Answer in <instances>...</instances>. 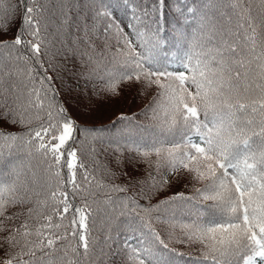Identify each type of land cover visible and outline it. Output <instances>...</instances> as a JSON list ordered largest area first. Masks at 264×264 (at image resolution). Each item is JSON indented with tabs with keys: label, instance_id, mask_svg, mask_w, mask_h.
Masks as SVG:
<instances>
[{
	"label": "snow or ice",
	"instance_id": "obj_1",
	"mask_svg": "<svg viewBox=\"0 0 264 264\" xmlns=\"http://www.w3.org/2000/svg\"><path fill=\"white\" fill-rule=\"evenodd\" d=\"M96 4L0 0V264H113L125 252L128 264H178L185 254L172 242L199 244L209 264H264V0H175L170 52L161 39L168 0ZM124 9L122 27L113 13ZM113 39L123 45L115 52ZM66 74L104 80L112 95L120 82L159 89L164 103L149 108L164 118L115 148L155 170L129 177L133 194L106 182L115 173L77 139L102 140L103 130L81 128L60 103ZM184 175L212 203L182 192L152 203Z\"/></svg>",
	"mask_w": 264,
	"mask_h": 264
},
{
	"label": "trees",
	"instance_id": "obj_2",
	"mask_svg": "<svg viewBox=\"0 0 264 264\" xmlns=\"http://www.w3.org/2000/svg\"><path fill=\"white\" fill-rule=\"evenodd\" d=\"M191 3V0H187ZM106 0H97L95 7L102 8ZM134 2L129 3V8L135 7ZM175 8V0H168V4L164 9V19L161 21L165 31L161 33V39L167 41V46L162 48L163 52L174 50L176 43V28L173 10ZM116 20L123 27L128 22L131 15L127 9L117 10L113 13ZM108 22L107 18L101 19V25ZM124 31H128L127 28ZM10 38V37H9ZM122 44H117L115 39L111 41V52H115L117 48H122ZM110 59V57H109ZM111 64L102 65L100 75L104 74L106 68H110ZM106 82L100 79L85 81L66 74L63 77V86L61 81H56V87L60 92V103L67 109L68 115L72 117L81 128L86 129H102L100 133H96L101 139L93 140L91 135L77 131L76 136L79 141H82L85 152L92 145L97 149L95 160L97 165L105 166L110 172L115 173L114 176H106L105 180L108 183L118 185L129 184L128 195L137 191L138 185L132 184L129 177H134L138 180L146 178L149 171L147 165L136 155L135 152H129L126 148H122L121 152L115 151L117 144L123 146L127 142L136 139L139 136L147 135L152 132L154 126L158 125L164 118L163 109H158L157 115L159 119L153 118V113L149 108L153 105V101H159L163 104L161 97L157 95L159 89H145L138 83L120 82L118 85V95L107 93L104 89ZM154 106V105H153ZM146 109H148L146 111ZM123 114L130 119L119 120L118 117ZM203 119V114H201ZM20 132L19 127L12 129ZM75 146V145H74ZM117 157L120 158V163H117ZM155 157H153L154 159ZM24 164L31 163L33 166L39 164L38 159H23ZM91 163V160L88 161ZM128 173V176L123 173ZM162 174H167L166 169L161 170ZM203 187V183L193 181L189 176H180L179 179L170 177V185L162 192L157 193L152 197V203H157L160 200L166 199L175 193L182 192L185 196L195 197L196 204H210L211 201H203L202 197L197 195L196 189ZM123 196L125 193H119ZM144 203V200H140ZM177 213L182 209L177 205L173 206ZM13 209H9V212ZM156 230L164 235L167 230V225L157 223L154 225ZM176 235H180V229L177 228ZM169 248H175L178 252L185 255L178 257V264H209L205 261L200 253V245L189 246L187 244L169 243ZM113 264H128L127 253H122L120 257L115 258Z\"/></svg>",
	"mask_w": 264,
	"mask_h": 264
}]
</instances>
